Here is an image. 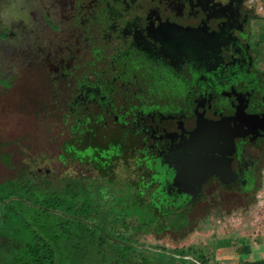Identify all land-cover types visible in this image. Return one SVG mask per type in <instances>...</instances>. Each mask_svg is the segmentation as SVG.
<instances>
[{
    "label": "flooded vegetation",
    "instance_id": "obj_1",
    "mask_svg": "<svg viewBox=\"0 0 264 264\" xmlns=\"http://www.w3.org/2000/svg\"><path fill=\"white\" fill-rule=\"evenodd\" d=\"M247 1L0 0L2 192L36 172L48 188L52 169L29 167L35 144L56 186L101 191L110 215L88 223L170 264L132 233L183 232L193 211L249 200L261 181L264 68ZM188 252L174 257L208 263Z\"/></svg>",
    "mask_w": 264,
    "mask_h": 264
},
{
    "label": "trees",
    "instance_id": "obj_2",
    "mask_svg": "<svg viewBox=\"0 0 264 264\" xmlns=\"http://www.w3.org/2000/svg\"><path fill=\"white\" fill-rule=\"evenodd\" d=\"M258 43L261 45L262 41ZM69 182L57 186L62 190L61 196L58 195L59 189H54L56 185L50 186L53 190L46 203L35 196V192L44 188L39 183H30L31 202L23 195L4 193L0 189V200H7L0 204V264H92L87 253L93 248L99 255L100 264H140L136 258L138 252H130L136 250L134 245L112 240L122 244L123 249L118 246L111 249V240L102 227L88 223L92 215L100 219L107 217L90 207V204L104 200L101 191L76 190ZM27 202L31 209L21 211L16 208L15 203ZM112 212L117 219L127 220L130 215L134 216L125 211ZM146 259L142 260L145 264L148 263ZM243 264H264V261Z\"/></svg>",
    "mask_w": 264,
    "mask_h": 264
},
{
    "label": "rangeland",
    "instance_id": "obj_3",
    "mask_svg": "<svg viewBox=\"0 0 264 264\" xmlns=\"http://www.w3.org/2000/svg\"><path fill=\"white\" fill-rule=\"evenodd\" d=\"M247 4L253 5L255 11L259 15L252 24V41H254L255 45L258 47V63L264 68V0H248ZM258 39L262 41L261 45L256 44L255 41ZM31 102H37V99H32ZM31 104L32 110H36L34 103ZM32 113L36 114V117L34 119L31 118V123L39 122L38 118L40 115L38 117L36 111H32ZM40 149L39 146L35 144L31 145L30 152L32 160L29 163V167L31 170H36L37 167L51 168L52 173L47 175V186L50 187L55 185V173H57L58 170L55 167V163H45L38 159L37 155ZM34 160H36V162H33ZM19 165L20 164H18V166ZM18 166H16L15 169H17ZM2 168L4 169V167ZM61 168H63V166ZM43 176L45 175H43L42 172H36L31 176V181L40 184ZM56 187L57 186H54V189ZM8 190L15 195L25 196L28 198V202H31L30 188L26 189L22 184H17L10 186ZM52 190L53 188L51 187L48 189L41 188L40 191L35 192L36 195H34L38 197L40 201L46 203V199L49 197V193ZM61 193L62 190L60 188L58 195L61 196ZM28 202L15 203L16 208L21 211H27L31 209V205L28 204ZM95 208L98 210V214L109 217L110 210L106 205L99 203ZM91 219L94 218L91 217ZM95 219H97V217H95ZM191 219L190 226L186 227L183 232H171L167 230L156 234L152 230H142L140 232H133L132 236L136 239L135 241L138 240V244L140 245L170 249L169 252L173 254L169 257L170 264H176V262L184 264L181 262H186L185 259L181 260L174 257L175 255H180L178 252L182 253L183 250L193 254L195 261L199 262V260H206L208 263L205 264H209V261L212 264H240L241 260L243 261L246 259L264 261V166L259 187L256 192L250 196L249 200L236 198L231 204H223L221 209L209 207L205 210L193 211ZM101 222L102 221H100V224L103 225ZM104 226L108 227L109 225L105 224ZM112 227L118 229L119 232L123 231V229L116 224ZM112 231L113 229H111L110 232ZM112 234H114V232ZM121 234L123 233L118 235ZM127 235H129L128 232ZM127 243L135 247L137 245L135 242ZM109 244L111 245V249H116L117 246L119 248L123 247L122 244L114 243L112 240ZM175 247L178 249L171 250ZM135 249L136 250H130V252H138V257L136 258L140 264H145V262H142L144 258H147V264H157L155 260H157L158 264L162 263L161 258L163 257L157 258L154 253L149 252V250H143L141 247ZM245 251L247 254L243 253ZM76 254L78 255V253ZM106 254V251H104L105 256ZM98 256L94 248L92 252L89 251V253H87V258L91 260L92 264H100Z\"/></svg>",
    "mask_w": 264,
    "mask_h": 264
}]
</instances>
